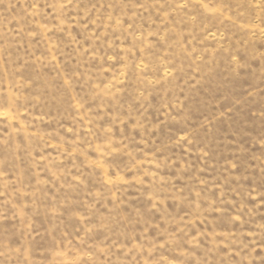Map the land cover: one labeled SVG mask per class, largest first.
I'll return each instance as SVG.
<instances>
[{"label": "rangeland", "instance_id": "obj_1", "mask_svg": "<svg viewBox=\"0 0 264 264\" xmlns=\"http://www.w3.org/2000/svg\"><path fill=\"white\" fill-rule=\"evenodd\" d=\"M0 264H264V0H0Z\"/></svg>", "mask_w": 264, "mask_h": 264}]
</instances>
